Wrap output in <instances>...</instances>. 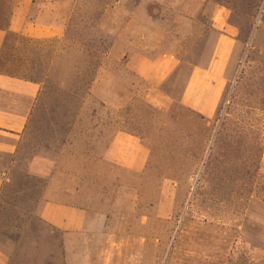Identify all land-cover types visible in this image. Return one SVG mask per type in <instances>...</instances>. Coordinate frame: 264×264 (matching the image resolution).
<instances>
[{
  "label": "rangeland",
  "instance_id": "obj_1",
  "mask_svg": "<svg viewBox=\"0 0 264 264\" xmlns=\"http://www.w3.org/2000/svg\"><path fill=\"white\" fill-rule=\"evenodd\" d=\"M212 1L229 8L239 38L205 119L181 103L218 39L203 0H35L66 34L37 45L25 70L42 91L0 204L10 264H66L65 237L40 215L51 182L87 212L86 235L69 244L90 246L94 261L111 247L117 264H264V0ZM12 7L0 0L1 24ZM133 18L136 52L179 63L159 90L102 53ZM89 65L99 67L92 84ZM118 133L147 150L141 173L107 160Z\"/></svg>",
  "mask_w": 264,
  "mask_h": 264
},
{
  "label": "crops",
  "instance_id": "obj_2",
  "mask_svg": "<svg viewBox=\"0 0 264 264\" xmlns=\"http://www.w3.org/2000/svg\"><path fill=\"white\" fill-rule=\"evenodd\" d=\"M43 1L53 5L61 0ZM203 3L205 7L210 5L212 8L211 28L218 34V39L209 65L206 68L196 67L192 71L181 103L201 117L212 119L217 114L227 85L239 31L231 21L232 14L228 7L214 5L212 0H203ZM46 17L45 10H36L35 0H13L7 23H0V204L9 183L11 166L42 91L41 84L26 78V67L37 45L65 39V27L55 21L48 22ZM135 21L133 18L116 40L109 59L126 61L127 67L140 79L153 90H159L177 72L179 63L171 55L150 59L144 53L136 52L132 32L139 28ZM257 37L258 34L255 40ZM106 158L117 168L141 173L149 154L138 138L118 133L107 149ZM53 184L51 182L45 190L40 215L45 224L65 237L66 264H117L115 257L111 256V247H101V256L98 261H94L88 256L91 253L90 246L81 248L69 244L70 237L86 235L88 215L85 210L71 203L72 193L69 189L57 191ZM0 264H10L9 256L2 250Z\"/></svg>",
  "mask_w": 264,
  "mask_h": 264
},
{
  "label": "trees",
  "instance_id": "obj_3",
  "mask_svg": "<svg viewBox=\"0 0 264 264\" xmlns=\"http://www.w3.org/2000/svg\"><path fill=\"white\" fill-rule=\"evenodd\" d=\"M111 48H112V45H108V46H103L102 45V53L105 55V56H107L108 54H109V52H110V50H111ZM88 51V50H87ZM90 51V50H89ZM196 67H198V66H196ZM98 69H99V67L98 66H95V65H89V70L91 71V74L93 75V77H92V80H91V84L92 83H94V81H95V77H96V75H97V72H98ZM26 78H27V76H26ZM30 80V79H29ZM31 81H33V80H31ZM35 82V81H34ZM203 118V117H202Z\"/></svg>",
  "mask_w": 264,
  "mask_h": 264
}]
</instances>
